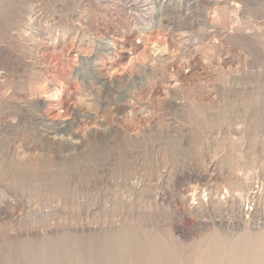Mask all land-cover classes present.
Returning <instances> with one entry per match:
<instances>
[{"label": "rangeland", "instance_id": "374dc122", "mask_svg": "<svg viewBox=\"0 0 264 264\" xmlns=\"http://www.w3.org/2000/svg\"><path fill=\"white\" fill-rule=\"evenodd\" d=\"M149 2L0 0V264H264V0Z\"/></svg>", "mask_w": 264, "mask_h": 264}, {"label": "bare ground", "instance_id": "6f19581e", "mask_svg": "<svg viewBox=\"0 0 264 264\" xmlns=\"http://www.w3.org/2000/svg\"><path fill=\"white\" fill-rule=\"evenodd\" d=\"M121 1H124L126 4H132V5H135V6H141V5H143V4H145V5H148L149 3H151V2H149V0H121ZM141 4V5H140ZM155 42H158V41H156L155 40ZM154 42V43H155ZM222 240V238L221 239H217L216 241H215V243H214V245H213V247H212V251H211V260H210V264H218L220 261V256L222 255L221 253L222 252H226V249H225V246H224V244H225V242H224V240L223 241H221ZM223 242H224V244H223ZM73 247V246H72ZM228 247V246H227ZM226 247V248H227ZM237 249V248H236ZM66 251V250H65ZM235 252V251H234ZM238 253V252H237ZM233 254V253H232ZM210 255V254H209ZM227 255H228V252H227ZM223 256V255H222ZM226 256V255H225ZM239 256V255H238ZM228 257V256H227ZM233 257V256H232ZM248 258V257H247ZM247 258H246V260H247ZM225 259V258H224ZM235 259V257L233 258V260ZM264 259V258H263ZM223 260V259H222ZM221 260V261H222ZM227 260V259H226ZM231 260V259H230ZM232 260V262H234ZM241 260V259H240ZM258 260V259H257ZM207 261V260H206ZM231 262V263H232ZM246 262V261H245ZM255 262H258V261H255ZM254 262V263H255ZM259 263V262H258ZM220 264V263H219ZM238 264V263H237ZM248 264V263H247Z\"/></svg>", "mask_w": 264, "mask_h": 264}, {"label": "built area", "instance_id": "2783aa9c", "mask_svg": "<svg viewBox=\"0 0 264 264\" xmlns=\"http://www.w3.org/2000/svg\"><path fill=\"white\" fill-rule=\"evenodd\" d=\"M251 209H252V204H249V202H247L246 205H245V211L249 212Z\"/></svg>", "mask_w": 264, "mask_h": 264}]
</instances>
